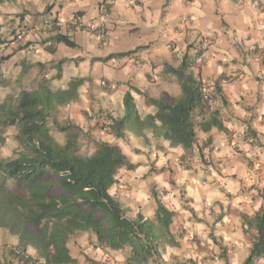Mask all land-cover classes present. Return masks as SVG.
<instances>
[{
	"label": "clouds",
	"instance_id": "1",
	"mask_svg": "<svg viewBox=\"0 0 264 264\" xmlns=\"http://www.w3.org/2000/svg\"><path fill=\"white\" fill-rule=\"evenodd\" d=\"M0 264H264V0H0Z\"/></svg>",
	"mask_w": 264,
	"mask_h": 264
},
{
	"label": "trees",
	"instance_id": "2",
	"mask_svg": "<svg viewBox=\"0 0 264 264\" xmlns=\"http://www.w3.org/2000/svg\"><path fill=\"white\" fill-rule=\"evenodd\" d=\"M90 175H91V173L81 172L80 179H79L78 182L79 183H86L87 180L89 179ZM38 178H39L38 175L36 177H34V179H38ZM69 187H71V186H69ZM47 207L48 206L41 205V208L44 209L45 211L47 210ZM52 207H54V205H52ZM89 207L95 208L96 205H90ZM63 211L67 212V211H70V209L69 208H65ZM75 215L80 216L81 215V212H76ZM91 215H92L91 212H89V213L86 214V217L85 218L90 219L91 218ZM58 259H59V257H58Z\"/></svg>",
	"mask_w": 264,
	"mask_h": 264
}]
</instances>
